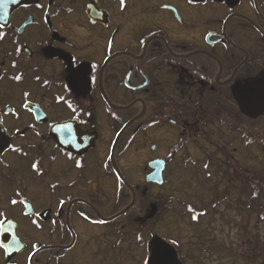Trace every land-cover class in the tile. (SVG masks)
I'll return each instance as SVG.
<instances>
[{
    "label": "flooded vegetation",
    "instance_id": "1",
    "mask_svg": "<svg viewBox=\"0 0 264 264\" xmlns=\"http://www.w3.org/2000/svg\"><path fill=\"white\" fill-rule=\"evenodd\" d=\"M8 1L0 264H143L148 190H176L170 161L208 182L221 155L234 188L257 187L243 165L264 138V0ZM155 160L162 186L146 181Z\"/></svg>",
    "mask_w": 264,
    "mask_h": 264
},
{
    "label": "rangeland",
    "instance_id": "2",
    "mask_svg": "<svg viewBox=\"0 0 264 264\" xmlns=\"http://www.w3.org/2000/svg\"><path fill=\"white\" fill-rule=\"evenodd\" d=\"M260 131L263 133L262 127ZM261 144L263 147L261 145L260 150L258 147L251 148L253 154L245 150L246 161L243 165L250 172V179L259 178L256 180L259 181L258 184L261 183L260 174H264V157L261 155L264 141ZM218 146L220 144L212 146V151L219 150ZM230 148L239 150L241 145L233 143ZM214 157L221 158V155ZM236 158L238 159V156ZM177 162L170 161V168L165 177L166 180L177 183L176 190L171 188L161 192L156 188L148 190L155 195L152 199L157 198L158 193L166 199L172 195L178 204L172 205L176 213L169 209V212L166 211L157 218L154 225H157L155 234L164 241L174 240L179 244L178 249L184 258L181 261L183 264H264V256L260 248L264 242V208L248 203H245L244 208L241 207L234 202L236 191L230 194L226 191L227 184L218 183L214 175L213 180L206 182L204 174L191 172L190 166L185 169L184 161H180L178 167ZM211 173L214 174L212 169ZM188 204L206 214V217L199 219L198 224H192L187 216L182 220L179 219L180 214L187 211ZM211 249L214 252H208ZM146 252L144 263L149 255V252ZM139 253L141 252L134 253L138 261H140Z\"/></svg>",
    "mask_w": 264,
    "mask_h": 264
},
{
    "label": "trees",
    "instance_id": "3",
    "mask_svg": "<svg viewBox=\"0 0 264 264\" xmlns=\"http://www.w3.org/2000/svg\"><path fill=\"white\" fill-rule=\"evenodd\" d=\"M262 129L264 130V127H262ZM260 140H261L260 143H262L264 141V139L262 137L260 138ZM262 147H263V145H262ZM226 161H227V159L224 160L222 158H217V157H215V158H213L211 160V163H210L211 167L210 168L214 171V174L211 173L212 175H210V177H209L210 181L213 180L212 177L214 175V177L217 178V182L218 183L226 184L224 182V180L229 177V185H236L237 183L240 184L241 181L239 180V177H238L239 175L235 171L236 167L235 166L231 167V165H228V168H233V171L226 170L227 169ZM189 163H190L189 160H187V162H185V164L187 166H189L188 165ZM207 168L210 169L209 167H207ZM207 168L205 167L206 170H207ZM260 175H261V177H260L261 183H260V185L258 184L257 187H255V188L251 187L250 189H248L247 187H245L246 186L245 183H244V185L242 183L241 184L242 188L239 187V189H236V187L235 188L234 187H228V190H229L230 193H233L232 191H236L235 200H234L235 203L240 204V203H238V200H239L240 196L246 198V196L249 195V197L251 199H253V196L255 195L256 199L258 200V203H257L259 205L258 207H261L262 209L264 208V174H260ZM210 181H208V182H210ZM214 189H215V193L218 195V192H217L216 188H214ZM248 190H250V191H248ZM229 192H228V194H230ZM149 200H152V201L156 202L158 207H159V210H158V214L155 217V219L148 220L145 217V209H144V222H143L144 223V231H145V229H147V232H143L144 233V247H145V244H146V241H147L146 240V235L149 238L150 235L153 233L154 225L156 224L157 218L159 217L160 212H161V208L164 205L163 204L164 201H162L159 196H157V198H153V199H149ZM215 200L217 201V199H215ZM216 201L214 203H216ZM143 202H144V208H145L146 207V202L145 201H143ZM166 204L168 206H171V205L175 204V202H173V196H171L170 198H168L166 200ZM190 211L192 212L191 209H190ZM204 212H206V211H204ZM199 216H200L199 211H196L195 219H197ZM260 248H261V254H262V256H264V242H263V244H261ZM143 254H144V258H145V250H144Z\"/></svg>",
    "mask_w": 264,
    "mask_h": 264
},
{
    "label": "water",
    "instance_id": "4",
    "mask_svg": "<svg viewBox=\"0 0 264 264\" xmlns=\"http://www.w3.org/2000/svg\"><path fill=\"white\" fill-rule=\"evenodd\" d=\"M1 1V0H0ZM25 0L8 1L6 6L8 9L14 8L19 3H23ZM1 125V124H0ZM8 146L7 135L3 128L0 126V155L5 151ZM150 173L146 176V181L149 183L163 185V172L165 170V163L163 161L155 160L149 163ZM149 218H153L156 211V206H150ZM162 240L158 236H154L149 245L150 257L146 264H180L177 258L176 252L168 244L161 242ZM19 244L18 241H16ZM4 248H7L4 241L1 242ZM6 243V242H5ZM20 246V245H19Z\"/></svg>",
    "mask_w": 264,
    "mask_h": 264
}]
</instances>
